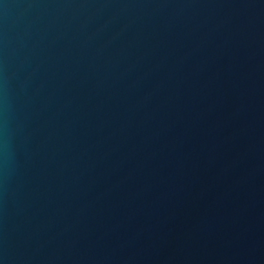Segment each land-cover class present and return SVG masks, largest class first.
Returning <instances> with one entry per match:
<instances>
[{
    "label": "water",
    "instance_id": "95a60500",
    "mask_svg": "<svg viewBox=\"0 0 264 264\" xmlns=\"http://www.w3.org/2000/svg\"><path fill=\"white\" fill-rule=\"evenodd\" d=\"M0 264H264V0H0Z\"/></svg>",
    "mask_w": 264,
    "mask_h": 264
}]
</instances>
